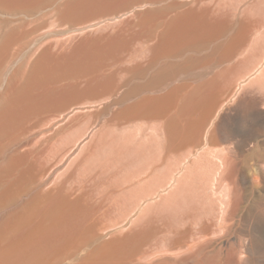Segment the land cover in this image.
<instances>
[{"label": "rangeland", "instance_id": "374dc122", "mask_svg": "<svg viewBox=\"0 0 264 264\" xmlns=\"http://www.w3.org/2000/svg\"><path fill=\"white\" fill-rule=\"evenodd\" d=\"M143 1L153 5L145 6L144 9L139 7V15L133 18L136 15L131 14L133 8ZM126 17L127 20H124ZM54 20L59 24L53 23ZM56 25H61V28ZM73 34L74 38L71 37ZM65 36L76 40H64L67 44L62 42V45L59 37ZM57 38L59 44H56ZM50 39L54 40L53 43ZM46 42L48 45L44 44ZM69 42L75 46L72 43V46L68 45ZM237 44L241 51L232 52L231 46ZM132 45L139 46L134 49ZM168 48H171L170 53L164 54L163 50ZM226 51L228 53H224ZM144 54L146 57H143ZM263 55L264 0H0V128L4 130L0 133V178L17 160L26 168H37L42 159L41 166H45L46 162L56 164L67 148H74L78 143L74 154L66 153L68 156L61 159L63 163L58 161L62 169L54 170L58 171L53 172L55 176H52V180L58 174L63 176L61 173H64V168L67 169L65 175L67 172L69 174L66 177L64 175V178L61 176L63 179L59 181V188L63 192H83L89 208L87 216L96 215L100 217L99 227L107 224L103 228L113 229L111 221L115 220V224L117 219L120 221L117 207L122 203V194L130 189L125 178L132 175L137 181L139 174L141 185L137 186V196L150 200L153 198L150 205L153 203L154 209L150 207L145 212V216L150 215L145 223L143 220L140 225L142 228L138 226L139 230L134 229L131 222L125 227L127 232L123 231L124 227L112 232L116 231V235L124 232V236H116L121 239L119 252L122 260L118 264H153L157 258L152 259V256L151 260L147 259L144 251L159 247L162 240L172 236L171 231L178 227V216L174 209L170 208L166 214L160 211V202L171 196L173 191L171 187L167 189L169 194L166 193L163 189L167 183L162 186L159 182L161 176L157 175L165 166V162L160 159L167 134L171 132L168 135H174L175 130L173 132L172 129L178 125L181 111L184 114L182 122L187 123L194 119L190 118L193 111L220 108L221 101L235 92L234 85L238 78L255 68ZM139 57L142 61L138 60ZM129 62H133L132 66L128 65ZM257 72L248 86L260 75ZM235 77L236 80H233ZM232 84L234 88H231ZM144 109L150 111L149 119H141L133 113ZM57 116L61 120L57 118L56 122L50 124L48 134H37L41 123L46 124L48 119ZM139 129L142 132L139 131L137 137ZM154 132H157L156 135ZM133 133L136 135L132 137ZM118 135L122 137L118 138ZM113 138L118 143L123 141L124 145L119 144L120 147L125 146L128 140V144L131 142L130 148L133 147L130 151L137 149L135 156L132 153L128 157L125 153L130 152L129 146L128 149L122 148L121 151L126 152L121 153V156L128 160L120 162L122 167L117 163L120 167L116 170L110 159L115 157L113 152L108 156ZM117 139L123 140L120 142ZM135 144L139 149H134ZM61 145L66 148V152H61ZM139 151L141 154H138ZM148 155L150 158L155 155L158 159L155 156L148 159ZM78 157L77 163L72 164L74 168L71 166L69 171L68 165ZM44 184V181L30 184L28 192L31 195L42 194L48 188ZM27 200L28 197H23L21 204ZM18 203L21 205L20 201ZM17 206L7 209L8 212L0 211V221L11 216ZM5 214L8 216L5 217ZM104 236L105 239H98L99 243L95 240L98 244L90 242V249H96L100 243L110 240L109 235ZM208 253L205 255L213 263H222L220 252L218 254L217 250H212Z\"/></svg>", "mask_w": 264, "mask_h": 264}, {"label": "bare ground", "instance_id": "6f19581e", "mask_svg": "<svg viewBox=\"0 0 264 264\" xmlns=\"http://www.w3.org/2000/svg\"><path fill=\"white\" fill-rule=\"evenodd\" d=\"M194 4L193 6H195ZM148 5H153V3H150L148 1H143L140 2V4L137 5V7L135 6V8H133L131 13L132 15L136 14L135 17L133 16V18L136 19V16L139 15L137 10L139 7H142L144 9V7L145 6L148 7ZM40 15L41 13H39V16ZM142 15L143 13L141 14V16ZM190 15L192 16V14ZM127 17L123 19L127 20ZM124 20L121 22H124ZM139 20L140 19L136 20V23ZM173 20L174 19H172V21ZM56 21L54 20L53 23L55 22L58 25L59 23ZM17 25L20 24L18 23ZM61 25L57 27L61 28ZM53 28L56 27L54 26ZM63 28L64 27H62V29ZM50 29H52V27ZM163 30L164 29H162V32H164ZM75 33L76 32H74V34ZM245 34L246 33H244V35ZM61 35L63 36V34ZM73 35L71 36L72 38L75 37V35L74 36ZM165 36L167 35L165 34ZM65 37L63 38L59 37V40L61 41L62 45L66 43V41L64 40L69 39L70 36L69 37L67 36L68 38ZM244 37H246L247 39L246 35ZM72 38L69 40L74 42V40L76 39H72ZM59 40L57 38L58 43L56 44H59ZM69 40H67V42ZM50 41L52 42L54 40L50 39ZM47 42L44 44L46 45ZM73 42H69L68 45H71L70 43L73 44ZM73 45L75 46V44ZM136 46L137 45H135V47ZM156 46H160V45H156ZM253 46L254 45H252V48ZM135 47L133 46L134 49H136ZM245 47L246 46H244V48ZM231 50L232 52L241 51V47L240 45L237 44V46H231ZM248 50H246V53ZM170 51L171 48H168L166 50H163V53L169 54ZM224 53H228V51ZM124 55H126V53H124ZM254 56L255 54L253 55V57ZM143 57H146V55L144 54ZM138 60H141L140 57ZM258 60L259 59H257L256 61L258 62ZM4 61L6 62V60ZM132 63L133 62H129L128 65L132 66ZM160 64L161 63H159V65ZM263 65H264V55L257 63L255 68H253L245 76L238 78V82L235 81L237 83V84L235 83L234 85L235 92L233 91L234 93L233 92L230 93L225 99L224 96L226 95L223 96L224 100L222 99L223 102L221 101L222 105L220 108L217 107L215 109L213 108L209 110L199 109L193 111L191 113L190 118H194V119L191 122L189 121L187 123L182 122L183 121L182 117L184 114L181 111V113H179L180 116L178 118L179 123L175 129H172L173 132L175 130L174 135L172 137L168 135L171 132L167 134L160 159L162 160V162H165L164 163L165 166L164 168H161L159 173L157 174L158 176L159 174L161 176V178H159L160 180L157 179V181L159 180L162 186L167 183L165 189H163L165 190L166 193H168L167 191H169L167 189L171 187L173 191L171 196L167 197L164 201L161 199L163 203L160 202L161 203L160 211L162 210L161 213L166 214V212L169 211L170 208H171L170 210L174 209V211H176L178 216V227H175L173 230L171 228L172 236L165 237L162 240L159 247L152 248L149 250L147 249L148 251L146 252L144 251V253L147 254L146 256L147 259L150 258L151 260L152 256H153L152 259L154 257L157 258L155 262H152L153 264H169V263L178 264V262H181L180 264H215L213 263V260L209 259L207 255H205V253L211 252L212 250H217L218 254L220 252V255L223 256L221 259L222 260L221 264H264V68H262ZM45 68L46 67H44V69ZM191 68L192 67H190V69ZM256 68L257 70H255ZM257 71H259L260 75H258V77L253 81V84L251 86H248V83L250 85V82L253 80V76L258 73ZM54 76L56 77V75ZM53 80L54 77L52 81ZM233 80H236V77L233 78ZM227 83L226 85L228 86ZM58 84L61 86L60 83ZM246 85L247 88H245ZM193 86L191 88H193ZM230 86L231 88H234L233 84ZM225 88L227 89L226 86ZM123 91L124 90H122L121 92ZM143 98L145 99L146 97ZM82 105L80 107H82ZM133 113H135V115H137L138 117H141V119L142 118L149 119L151 115L148 109H144L139 112L134 111ZM58 116L51 117L50 119L47 120V123L44 120L47 126L46 124L41 123V127L37 129L38 132L37 134H42V135L48 134L51 130L50 124L53 123L54 121L56 122L57 118L59 119L61 117V115L60 117ZM52 118L53 121L51 120ZM54 118H56V120H54ZM3 131L4 130L0 128V133H2ZM139 131L142 132V130L139 129L137 137H139L140 134ZM135 133H133V135L131 136L133 137L134 135H136ZM119 135L117 136L118 138L122 137ZM127 136L129 135L127 134ZM45 137L46 136H44L43 138ZM137 137H134L133 139L137 140L136 139ZM42 139L40 140L42 141ZM113 139H112L113 142L111 143L112 151L110 150L108 156H110V154H112L113 152V156L115 157L111 156L113 158L110 159L113 160L114 164H116V165L112 164L113 169L116 170L117 167H120L122 165L121 163L126 162L127 159V158L124 159V156H121V153H123L124 151L126 152V150L121 151L123 150L122 148H126V149L129 148L128 150L130 151L131 149H133V147L130 148L129 144L131 142H129L128 144V140H126L127 141L125 145L126 147L125 146L120 147L119 144L124 145L122 144L123 139L121 140L117 139L120 142L122 141V143L115 142V138ZM151 141L153 142V139ZM61 144L64 145V143ZM77 144L78 143H76V147L74 148L72 147L67 148V152H66V148L63 145H61L62 148L61 147L59 148L63 150L61 151L58 149L59 150L58 152L62 154L63 151L65 150V152L70 155L71 152L73 153L76 150ZM136 144L134 149L136 148L139 149V147ZM150 149H148V151H150ZM136 150H133L132 152L127 151L128 153L125 152L124 153L126 155H129L128 157H130L132 153H133L132 156H135L137 153ZM21 151L23 150L21 149ZM151 151L153 152V150ZM66 153L64 154V156L66 155L67 157L68 155ZM139 153L140 151L138 152V154ZM108 156L107 159L109 158ZM154 156H152L151 158L153 159ZM63 157H61L60 155L59 158L60 160H57L56 164L52 162L55 165L58 164L57 166L53 164H51L53 165L51 166L48 162L45 163V161H44L45 166H41V162H43L42 161L43 159L42 160L39 159L40 165L37 166V168L35 167L26 168L21 162L17 160V162L14 161L15 163H13V165L10 164L11 167L5 173L4 171L6 169L3 170L4 174H2L1 175L2 177L0 178V211L4 212L7 209H11V208L13 209L15 205L17 206V203L19 201L21 204V199L23 197L24 198L28 197V200L27 202L21 205H19L18 203V206L13 210L11 216L5 218L4 220H2V222L0 221L1 222L0 223L1 224L0 264H118L119 260L121 259V254L119 252V249L121 247L120 244L121 239L116 236L121 234L124 236L123 234L124 232L116 235L114 233L116 231L112 232V230L117 229L118 231V228L122 230L123 229L122 227H124L123 231H125V227H127V225L129 224L131 225V222L135 226L134 229L136 228L138 229V226L140 225L142 226L143 220L145 223V219L147 220L148 216L150 215L147 214L146 217L145 212L149 210L150 207L152 208L153 203L150 205L151 203L150 201L153 198L151 200L139 198V196H137L136 189L138 188L137 186L141 185V182L139 181L140 175L137 174L138 176L137 181L135 180L136 178L133 179L132 175L131 176L129 175L128 178L129 177L130 178L129 179L125 178V180H127L126 182L127 184H129L130 189L129 191H127L124 188L125 190L124 194L121 193L122 199L118 198L121 199L122 202L121 204H119L120 207L119 208L117 207L118 209L117 218H120V221H118L117 219L116 224H115V220H113V222L111 221L113 225L112 227L113 229L103 228L106 227L105 225H107L105 223H104L105 225L102 226V228L99 227L100 217L93 215L94 216V217L92 216L93 218L92 217L89 218L87 216L89 208H88V204L86 203L83 192L76 190L63 192L59 188L61 182L60 179L64 178L63 176L65 175V171H67V169L65 170L64 168V173L63 172L61 173L63 174V176L58 174L57 177L54 180H52L53 177L55 176V173L53 172H57L58 170L62 169V167L59 168L61 164L58 163V161L62 162L61 159ZM146 157H149V155ZM151 158L149 157L148 159ZM156 158L158 159V157ZM77 159H79V157L76 158V161L71 159L73 163L70 161L71 163L70 165H68L70 166L68 168L69 171H71V166L74 168V165L72 164H74V162L77 163ZM46 164H49L50 167L49 165L47 167ZM113 165L116 167L114 168ZM57 168L59 169L57 171H54ZM137 173L141 174V171L140 172L138 171ZM67 174L69 173L67 172ZM67 174L65 175V177L67 176ZM39 181L45 182V184L48 186L47 190H45V192L43 191L42 194L31 195L28 192L29 185ZM163 181H165V183H163ZM121 182L123 183V181ZM126 187H128V185ZM165 192L164 194H166ZM152 209L150 210L151 212ZM7 214H5V217L8 216ZM176 223L177 222H175V224ZM109 226L111 227V225ZM131 229L133 228L131 227ZM126 230L129 231L130 229L127 228ZM103 233L109 235L108 237L110 240L100 243V245L96 249H92L93 247L90 249L91 247V245H89L90 242L93 241V243L95 244L96 241L98 242L100 240V238L105 239L104 236L105 234ZM157 240L159 241V238ZM208 254L210 255V253ZM128 258L130 257L128 256ZM139 259H141V257Z\"/></svg>", "mask_w": 264, "mask_h": 264}]
</instances>
